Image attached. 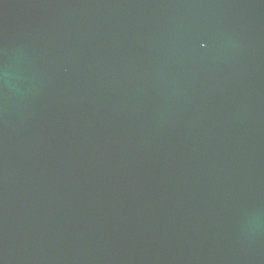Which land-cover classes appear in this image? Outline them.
<instances>
[{
    "label": "water",
    "instance_id": "water-1",
    "mask_svg": "<svg viewBox=\"0 0 264 264\" xmlns=\"http://www.w3.org/2000/svg\"><path fill=\"white\" fill-rule=\"evenodd\" d=\"M0 264H264V0H0Z\"/></svg>",
    "mask_w": 264,
    "mask_h": 264
}]
</instances>
